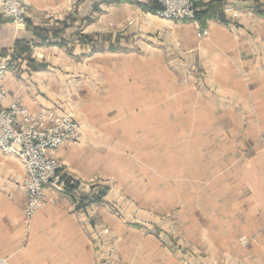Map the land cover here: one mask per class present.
<instances>
[{"label": "rangeland", "instance_id": "1", "mask_svg": "<svg viewBox=\"0 0 264 264\" xmlns=\"http://www.w3.org/2000/svg\"><path fill=\"white\" fill-rule=\"evenodd\" d=\"M84 1L62 0L45 13L30 3L27 21L44 26ZM99 11L91 5L86 15L95 17ZM111 14L119 30L100 33L95 46L102 48L100 54L78 61L48 48L33 59L34 48L40 47L35 46L29 59L4 56L0 61L6 70H20L23 64L32 71L46 69L44 83L54 98L49 108L78 123V138L63 145L69 147V166L77 174L53 155L55 150L52 156L61 166L62 183L69 179L76 185L73 201L92 224L91 263L166 264L189 250L198 237L195 228L205 232L223 223L230 201L223 193L237 190L239 155L225 148L236 136L224 133L247 124L238 119L245 106L206 85V73L192 59L190 47L177 45L182 22L194 24L197 41L208 34V22L201 27L195 20L143 15L132 6L117 5ZM110 21L105 19L103 27L109 29ZM199 28L207 34L199 37ZM229 107L234 111L228 112ZM32 219L22 217L25 225ZM11 243L0 264H31L15 262L21 257Z\"/></svg>", "mask_w": 264, "mask_h": 264}, {"label": "crops", "instance_id": "2", "mask_svg": "<svg viewBox=\"0 0 264 264\" xmlns=\"http://www.w3.org/2000/svg\"><path fill=\"white\" fill-rule=\"evenodd\" d=\"M60 1L31 0L30 3L34 10L45 13L57 7ZM227 1L226 9L223 10L227 25L208 21V34L197 41L194 24L182 22L177 45L181 50L190 47L192 59L198 61L206 73V85L217 88L223 96L230 95L245 106V110L238 112V119H247V124L239 125L237 129L229 128L228 133H224L236 136L234 142L226 144L225 148L239 150L236 156L237 190L228 189L223 193L231 201L227 203L228 210L223 212V223L213 229L207 228L206 233L195 228L198 237L191 241L189 250L185 254H176L175 258L170 257L166 264H264V0ZM93 3L98 4L100 13L95 14L90 24L83 25L81 31L94 33L96 46L101 42L100 33L105 28L116 33L120 24L111 16V11L117 5L109 4L107 0L80 2L76 7L78 17H84ZM255 5L260 8H254ZM126 6L151 16L133 4L118 5ZM70 13L43 25L52 26ZM109 17L111 21L108 29V26L103 27V21ZM79 18L67 34L81 24ZM27 22L37 26L32 20L27 21V17L24 26H14L11 21L0 24V50L11 48L17 39L32 38ZM92 25L94 28L91 30L89 26ZM109 38L111 41V35ZM48 48L63 50L78 61L102 52L90 54V48L75 40L63 48L35 47L30 58L35 59L46 53ZM48 73L46 69L32 71L25 64L20 70L7 68L1 81L5 94L0 99V105L7 106L14 98H20L31 110L51 106L54 98L47 93L44 83ZM232 111L229 107L228 112ZM69 152V147L63 146L55 150L53 155L75 175L76 170L69 166L72 160ZM230 160L228 157V164ZM24 173L23 164L18 158L0 151V256H5V245H12L13 242L16 253L21 257L15 262L92 264V224L82 208L66 193L47 187L48 201L35 212L30 224L23 223L26 198L16 186L15 179ZM100 212L103 213L102 210ZM240 237L247 239L245 245L240 244Z\"/></svg>", "mask_w": 264, "mask_h": 264}, {"label": "built area", "instance_id": "3", "mask_svg": "<svg viewBox=\"0 0 264 264\" xmlns=\"http://www.w3.org/2000/svg\"><path fill=\"white\" fill-rule=\"evenodd\" d=\"M154 1L159 5L155 16L182 21L193 20L198 10L196 3L207 0ZM29 7V0H0V24L11 21L16 26H24ZM205 34L206 29H198L199 37ZM5 66V62L0 61V99L5 94L1 82ZM78 132V123L72 116L56 109L41 107L31 110L20 98H14L7 106L0 105V151L18 158L25 171L23 176L15 179L26 198L24 220H31L48 201L47 187L63 190L61 166L52 152L76 140ZM239 242L245 245L247 239L241 237Z\"/></svg>", "mask_w": 264, "mask_h": 264}, {"label": "trees", "instance_id": "4", "mask_svg": "<svg viewBox=\"0 0 264 264\" xmlns=\"http://www.w3.org/2000/svg\"><path fill=\"white\" fill-rule=\"evenodd\" d=\"M107 3L114 5H121L124 3L134 4L140 7L141 10L152 14H154L159 8V5L154 0H107ZM227 4V0H207L204 2H198L196 3L198 10L195 12L193 20L197 21L201 27H205L208 21H216L227 25L228 21L223 14V10ZM254 8L259 9L260 6L255 5ZM92 10L93 12L99 11L97 3L92 4ZM260 13H262V11ZM78 18L77 11L75 10L63 19L57 20L52 26H33L30 22H27L28 27L32 32V38L29 40H15L11 48L0 50V57H27L29 59V53L31 52L32 47L59 46L63 48L71 43V41L75 40L81 45H89L90 52L102 50L100 47H95L93 35L81 31L83 25L94 20V16L85 15L84 17L79 18L81 24L79 23L75 30H72L67 34V31L77 22ZM30 62L32 63L33 61L30 60ZM37 68L40 69L39 66H37ZM63 185V192L73 198V191L76 185L71 184L69 179H65ZM96 200H98V198Z\"/></svg>", "mask_w": 264, "mask_h": 264}, {"label": "bare ground", "instance_id": "5", "mask_svg": "<svg viewBox=\"0 0 264 264\" xmlns=\"http://www.w3.org/2000/svg\"><path fill=\"white\" fill-rule=\"evenodd\" d=\"M26 17H27V16H26ZM156 17H157V16H156ZM25 20H26V19H25ZM6 67H7V66H5V70H6ZM4 73H5V71H4ZM4 73H3V76H4ZM3 76H2V78H3ZM1 80H2V79H1Z\"/></svg>", "mask_w": 264, "mask_h": 264}]
</instances>
